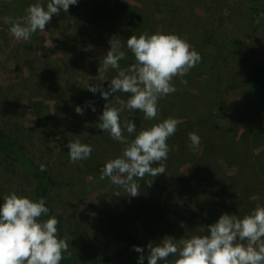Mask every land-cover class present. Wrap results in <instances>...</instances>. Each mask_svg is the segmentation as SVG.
Masks as SVG:
<instances>
[{"label":"rangeland","instance_id":"1","mask_svg":"<svg viewBox=\"0 0 264 264\" xmlns=\"http://www.w3.org/2000/svg\"><path fill=\"white\" fill-rule=\"evenodd\" d=\"M37 2L46 8L49 0H0V106L4 114L16 108L9 117L23 130L48 135L39 157L54 182L47 202L63 221L62 239L77 264H138L133 246L146 253L148 243L165 236L207 235L222 214L242 218L264 206V98L244 82L248 71L264 66V0H78L45 32L15 40L9 18ZM157 32L179 36L202 60L184 77L187 85L175 79L177 92L158 101L157 120L121 114L137 118V132L170 117L180 121L168 140L166 173L137 179L140 195L131 197L100 180L101 168L124 145L97 128L107 101L87 88L101 83L94 78L112 37L124 46L120 66L127 68L135 62L127 39ZM116 75L107 73L109 80ZM190 132L201 138L196 152ZM77 140L94 149L84 167L69 160L66 145ZM30 144L38 156L41 145ZM24 183L29 178L0 166V190ZM20 190L31 199L29 184Z\"/></svg>","mask_w":264,"mask_h":264},{"label":"clouds","instance_id":"2","mask_svg":"<svg viewBox=\"0 0 264 264\" xmlns=\"http://www.w3.org/2000/svg\"><path fill=\"white\" fill-rule=\"evenodd\" d=\"M77 3L78 0H49L46 8L39 2L31 4L25 10L26 15L9 18V31L15 40L29 42L37 31L45 32L53 16H59L61 11L68 13L70 6ZM123 47L116 37L109 40V50L94 78L101 83L90 85L87 90L99 93L107 101L97 128L124 145L121 154L101 168L100 180L107 178L126 195L138 197L141 184L137 179L166 173L172 151L168 140L177 132L180 121L170 117L137 132L136 125L127 119L122 120L121 114L139 111L146 121L157 120L158 101L177 92L173 83L175 79L187 85L184 77L198 66L202 57L175 34L131 35L126 47L135 62L121 68L120 61L126 58ZM110 70L117 72L111 80L107 76ZM105 81L109 82L107 89L103 87ZM117 93L129 94V98L125 101ZM113 98L115 103H109ZM91 110L96 111L95 107ZM75 112L83 115L79 106ZM130 136L133 138L129 139ZM188 138L191 149L198 151L200 136L190 132ZM66 147L70 162L80 167H84L82 162L90 159L94 150L79 140ZM40 170L45 171V166L41 165ZM145 183L151 187L153 181ZM114 195L120 196V191ZM48 213L44 198L37 201L15 192L3 198L0 204V264H60L65 253L71 255L69 242L59 238L58 219H41ZM207 232V235L180 240L165 236L159 244L148 243L146 253L139 246H133V250L140 254L138 264H144L145 259L148 264H264V206L257 204L242 218L222 214L217 222L207 227Z\"/></svg>","mask_w":264,"mask_h":264},{"label":"trees","instance_id":"3","mask_svg":"<svg viewBox=\"0 0 264 264\" xmlns=\"http://www.w3.org/2000/svg\"><path fill=\"white\" fill-rule=\"evenodd\" d=\"M244 82L250 90L258 92L260 98H264V66L257 69L248 71L244 75ZM1 88V87H0ZM5 110H8L7 108ZM11 112L15 113L16 108L11 107ZM8 110L7 114L3 113V106H0V166L5 168H13L20 177L29 178L30 183H24L16 185L13 192L20 196V188L26 191V186L31 188V199L39 200L44 198L46 200V207L49 208L47 216H43L41 219L47 220L50 217H56L59 221L57 228L59 238H62L63 221L60 216L54 211V209L48 204L47 197L50 188L54 184L53 178L49 171H41V165L39 157L45 153L46 140L48 135L45 131L41 130L38 133H32L27 130H23L22 127L16 125L15 118L9 117L12 113ZM2 117V119H1ZM5 117V120L3 119ZM128 121L133 122L138 127V121L135 117H126ZM35 138V139H34ZM35 142L38 147V156H33L32 151H28L30 143ZM12 193L11 189L0 190V204L3 203V198ZM60 264H77L72 255L64 254V259Z\"/></svg>","mask_w":264,"mask_h":264}]
</instances>
